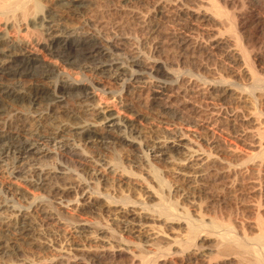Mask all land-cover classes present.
I'll return each mask as SVG.
<instances>
[{
  "label": "bare ground",
  "instance_id": "bare-ground-1",
  "mask_svg": "<svg viewBox=\"0 0 264 264\" xmlns=\"http://www.w3.org/2000/svg\"><path fill=\"white\" fill-rule=\"evenodd\" d=\"M129 1H133V2L135 1L145 2L146 1V2L154 3L156 0L155 1L154 0H127V2ZM250 1L251 0H246V1L242 0V2L238 6H234L233 1L231 2L230 0H165L163 4H159L158 1H156L159 4V6L157 5V7H155L154 12L158 14L159 16H164V17L169 18L172 22L179 24L180 21H184V22L191 21L192 23L194 22L195 26H198L200 22L208 23L209 26L210 24L218 25L219 27L217 28L216 33H217V36L220 38L211 42L210 45L208 44L209 42L207 43V48H209L210 50L211 49L214 50L218 47H222L223 45L227 46V43L230 44V42L233 43L236 50L231 51L230 53H227L229 60L231 59L229 64L230 63L231 64L230 65L226 63H224L225 65L223 64L224 65L223 69L226 70V73L223 72L224 75L223 74L220 75L217 80L214 79L215 81H207L206 79H204L205 78L204 77L203 79L206 81H203V86H204L203 88L205 89L207 87L208 91L217 92L219 97H224V98L225 97L229 98V96L236 94L235 93L236 89H238L239 92L240 91L243 92L242 95L244 96L241 98L244 99L243 101L246 104L245 107L248 110L247 111L248 117L247 116L246 118L244 117L245 118L244 126H246V128L248 129L247 130L245 128L248 132L246 133L244 132L245 133L244 137L242 136L243 140L242 139H241L242 141L240 140L241 142L234 141V139H232L231 141L230 138H229L230 140H227L226 138L222 137V135H224V134L221 135L220 128L222 126L220 128L217 126H210L211 124L209 125V123L206 121H202V123L199 121V123H196V124L194 123L193 125L191 123L190 125L189 122H182L181 121L182 119L180 120L179 117L178 118L173 117V118H176V122L173 121L174 124H172L173 122L171 123L173 126V129L171 128L170 130H171V133L173 131L174 133L177 132L179 134L178 137H180V139L179 138L174 139V136L172 135L173 136V139L171 138L172 141L165 142V143L163 142L160 143V141L155 142V145H153L152 150L150 152H147L146 157L144 156L145 157L144 159L139 160V161H134V162L131 161L132 164L129 166L127 165L128 160L126 162V165H127L126 166L124 161L121 160L120 158V160L116 159L112 161V164H110L109 171H107L104 168L102 170L101 168V171H102L101 172L98 169V172L96 173V175L99 173L101 177H107L106 181L108 180V178L110 179V181L111 180L114 181L115 182L114 185H116V187L114 188H116L117 190L116 189L114 190L116 192L115 195H113V193L112 195L101 194L99 190L96 187H94L95 188V189L93 188L94 194L96 193L97 195V196L95 195L93 198L95 199L94 203L97 204L99 202H102V205H100L102 211H105L107 213L115 212L116 213L115 216L118 218L120 225L117 226V229H114V228H111V225H108L103 220L106 224L103 225V228H101L100 226L102 232H101V236H98L99 243H101V241L104 240L103 238L105 237L108 238V236L113 238L111 240H114V241L117 240L118 246L116 249L105 248L104 245L101 247V244L99 248L98 246H95L96 243H94V247H92L91 245L89 246L90 243H88V246L94 249L93 250L86 249V250L89 252L92 251L94 253L93 254L94 257H98L97 264H102L101 261L103 259L109 260L110 264H126V262L127 264L128 262H130L129 264H264V16H262V14L264 13V6L262 5V7H259V8L250 6ZM261 1L264 3V0H261ZM156 2L154 4H157ZM182 3H184L187 6V8L184 11L180 7ZM86 5L87 3H85L83 0H79V1H76V0H0V104H2L5 101H8L6 99H13L14 102L15 101L18 102L28 97L27 96L28 94L30 95V93H33L31 94L32 96L30 95V101L32 104L37 103V100L40 97L44 96V98L46 97L45 99L51 100L52 103H55L57 106L59 104L60 106L62 105V103H66L67 99L70 100V99H73V97L78 94H81V93L85 94V92H88V93H91V95L93 96V99H96L98 102L97 108L95 109L96 113L94 117L95 118H105L106 123L105 125H101L98 122L93 123L92 121L93 124L90 125L89 123V125L85 128L84 131L93 132L97 135L103 134V133L111 134L110 131H111L112 125H114V123L118 121L117 115L120 109L115 110L117 109V107L112 108L114 104L112 100L110 101V98L108 97L109 98L108 99L106 97L107 95L106 96L101 95L100 93L101 90H99L100 88L102 89L103 87L107 88L105 86L106 84L111 85L112 83L110 79L106 77L107 75H105L104 77L103 75H100V74L97 78V82H94V83L90 82V80H87L86 78L84 79L83 77L87 75L84 72V68H87L88 66L84 65L85 67L83 68V72H82L81 69H78L76 67L77 64L75 62V58L70 56L69 53L77 52L78 56L76 55L75 56L81 60H84V59L87 60L89 64L91 63L94 64L96 62H101L102 64L106 62L104 57L109 56V55H106L108 52H112L114 48L116 49V47H118V45H121V44H123L124 46L125 45L127 46L130 42L129 43L127 42L126 37H125L126 39L123 37L118 38L116 35H113V32L115 30L113 32L111 30L112 33L106 32L107 34L105 38L97 34L89 35L90 34L89 29H91V31L92 29L95 30L96 24H94L95 22H93V24H89V23L83 22L84 20L83 21L81 20L82 19L80 18L81 17L80 15H82L81 11L84 10L85 7H87ZM191 6H194L195 8L193 9ZM156 9H159V12H156ZM159 16H158V19H159ZM96 22H99V21H96ZM98 24H99L98 26H100V23ZM188 26L185 24L183 26H180V28L178 27L177 28L179 29L181 34L188 37V36H191L190 34L192 31L191 27H188ZM203 29H206V28H203ZM213 32H214V29L212 31L210 28H208L203 33H205L207 37H209L212 35ZM118 34L120 33L118 32ZM186 40L187 39H185L184 41ZM194 42L196 44V41ZM199 42L201 43V41ZM199 42L197 43L199 44ZM190 46L192 45L190 44ZM224 47L225 46L222 47L223 50H224ZM230 48L231 47L229 46V49ZM202 50H204L203 47H202ZM225 50H228V49H225ZM114 53L116 54V52ZM149 56L143 59H140L139 57H136L135 55L131 59L129 58L130 60L128 61L127 65L119 63L115 66V68L118 70L125 71V69L127 68L132 69V68L137 67L138 69L139 66L142 65V66H145V70L147 69V71L148 69L153 70V68L157 65H155V62L152 61L150 59L151 57ZM235 57H239L238 59L241 58L240 60L242 61L240 62L243 64L242 67L238 65L236 66L237 59H235ZM116 60H115V63H117ZM111 61L113 62V59ZM105 66L106 65H103V64L102 66L98 65L94 68V70L96 73H98V71L100 70L102 72L99 71V73L102 74L104 72ZM108 66H110L111 68L112 65L109 64ZM37 70H39L40 72L38 73ZM139 70H137L136 72L138 73ZM158 71L161 72L163 70L158 69ZM170 71L172 72V74L176 73L174 72L175 70H170ZM80 72L83 76L82 79L80 78L81 76H79ZM92 72L96 74L93 70ZM141 73H144V72H141ZM16 75H18L20 79L24 80L23 84H20L17 82L10 83L8 82L7 78H6L7 81L5 82L2 81V78L4 76L8 77V76H16ZM128 75H130L131 77V74H128ZM149 75H150V71H149ZM149 75L148 77H150ZM183 75L184 74L176 73V76L174 78H176V81L179 80L178 82L170 83V84L168 83L169 85L166 84V87H163L164 85H162L161 87L157 86L159 89L158 88L156 89L158 90L150 88L149 86L150 83H146L147 82L146 80L147 77H146V79L142 80V82L146 80L144 85L142 84L143 86L139 85L138 87H132L130 91L128 92L126 91L127 92L126 95L128 99H130V102H132L133 107L134 105H137L138 107L141 106L142 108H145L147 107L145 105L148 103V101H151L153 103H161V104L165 103L169 105L175 104L176 102L179 103V101H181L182 106H186L185 105L187 104L186 99L189 98L190 96L188 95V93L189 92L191 94L194 93V91L197 89L196 87L198 86L193 79L188 78L189 76H187V74L186 76H183ZM141 76L139 77L140 79H141ZM52 77H58V80L56 79V80L51 81L50 78ZM149 80L150 79H148V81ZM154 80L156 81V78H154ZM238 81H244V82L238 83ZM18 82H21V81H18ZM35 82H40V83L36 84ZM138 82L139 80L135 81L134 83H138ZM179 82H181V86L180 85L179 86L182 88V91L179 92L178 95H176L174 94L175 93L174 90H176V87L179 84ZM152 83L153 82H151V85ZM130 84H131V81H130ZM90 89L92 91H90ZM205 91H204V94L202 93V96H201L202 100L208 99L210 95L208 94L210 92L205 94ZM214 95H217V94H214ZM213 99L215 98L213 97ZM238 100L240 102V97L238 98ZM188 101L190 100L188 99ZM100 104L104 106L102 107ZM240 106H243V105H240ZM219 107H220V104H219ZM5 110L7 109H4V107H0V155L1 156L7 157L8 156L7 154H9V151L12 149H14L13 154H15L16 152L17 154L21 155V153L25 154L29 152V153H36L39 155H43L44 158L46 157V155L51 153L50 152L51 149L48 152L46 149H40L39 147L37 148L36 144L34 145L28 142L29 136L30 135L33 136V133L29 130V128L28 129L26 128L22 129L18 127L12 128L10 125L8 126L5 123H2L1 121L3 120L1 119L3 115L5 116L4 114L6 112ZM80 110L87 111L84 108ZM122 111H120V113H122ZM210 113L212 116L215 115L214 116L215 118L220 116L219 110H218V113L216 114L213 112V110H210ZM126 114H127V111H126ZM50 115L53 116L52 114ZM181 115L182 113H180V116ZM125 118H126L124 121L125 125H123L125 126L124 128L126 127L130 128L131 131H128V132H132L133 134L136 131L133 128L131 129L132 124H131L130 114L125 115ZM225 118L227 119L228 117H225ZM209 119L210 117L208 118V121ZM221 119H223V117ZM100 121L102 122V120ZM117 123H120V122H117ZM166 124H169V123H166ZM212 124L214 123L212 122ZM230 124H232V122ZM51 126H53V124ZM54 127L56 126H53L52 128ZM76 128L77 126L75 127V129ZM41 130L43 131V129ZM68 130H70V128ZM64 131L67 132V129L65 130V128H57L56 132L54 133L51 132V134H57L61 132L63 133ZM223 131L225 130L223 129ZM68 133L69 135H72L73 131H72V134H70L69 131ZM26 136H28V138ZM62 136L59 138L58 141H60ZM81 136H84V135H81ZM106 136L107 135H105V137ZM134 137L135 135L133 136L131 134H126L124 131H121V128H120V131L115 135L117 144L121 145V147H126L128 148V150L130 147L134 150L141 151L142 149V147L140 148L141 143L138 144L141 141H135ZM13 138H15L16 140L11 141V139ZM40 141L42 140L40 139ZM46 143H48V141ZM41 145L43 144L40 143V147H42ZM193 146L201 148V150H203L202 148L205 147L209 152L208 154L209 157L211 153H212L211 155H213V153H216L218 154L217 155L218 157H220L219 155H221V159L223 155H227L228 158L229 157L236 158L237 160L239 158L240 160H243L244 158L245 160L244 162L248 164L247 165L246 163H244L247 165V169H248V170L246 169L247 170L246 172L248 173L249 171V174L246 176L247 173L246 172L243 173L245 174V176L244 177L242 176V179H240L241 181L238 182L239 184L235 182L233 183L232 181H230L229 182L230 185H227L228 184L227 181H224L219 178L218 179L214 178V176L211 177V176L205 175L206 172L204 174L203 173L195 174L193 172L189 173L187 169L192 167L191 166L192 164H190L192 162V159L190 158L188 160L189 163L188 162L187 163L184 162V164L180 163L183 161H180L179 163H177L175 162V160H173L175 156L173 154H177L178 152L182 150L188 151L189 148L191 147L193 148ZM126 148H124V150ZM195 151H198V150H195ZM27 155L28 154H26V156ZM143 155H145V153ZM193 156L195 155L192 154L191 157ZM23 157L25 158L24 155ZM39 157L41 158V156ZM208 159L206 160V163ZM205 160H202V161H205ZM17 162L19 163V165H22L23 159L19 158ZM26 162L28 163L29 161H26ZM208 163L210 162L208 161ZM98 165L97 163L93 164V166L95 167H97ZM168 165L170 166L175 165V167H171L173 169L174 168L176 169L174 174L169 173L170 171L169 172L167 171L166 168L168 167ZM200 165H201V162L199 166ZM102 167H105V166H102ZM143 167L145 168V171H143L144 170ZM3 168L4 166L1 168V165H0V196L1 197L4 196L5 198L6 196H10V199L11 197L12 199H15L14 192L16 191L17 194L27 199L26 205H23L24 204L23 202H22L23 204L21 203L22 204L21 205L19 201H17V203H19L18 205H20L21 207L24 206L23 209H27L26 211H29V209L35 210L33 211V213L34 212L37 213V216L40 217L41 219L51 221L55 224L58 223L61 226H64L66 228L65 231L70 232L69 230L71 227L66 223L67 221L62 220L63 221L62 222L60 219L58 221L57 217L56 218L55 216L53 217V214L50 212V210H48L47 207H45L43 202L37 200V198H39L40 196L39 194L35 193L36 192L35 190H39V188L40 190L46 189V188H50V189L56 188L55 186L52 187L53 184L50 186V184L46 181V179H41L43 175L48 174V173L46 174V172L42 173L43 168L37 170L38 177L36 176L37 179L34 180L35 182H32L33 180L28 181L26 179H25L26 181L18 180L20 181L18 182L16 179L14 180L11 179L10 178L11 176L6 177L5 176L6 174H4L3 172L4 170ZM88 168L90 169V167ZM92 169H94V167ZM208 169L210 170V168ZM31 170L32 169H30V171ZM201 170H202V167H201ZM16 171L18 172L19 170L17 169ZM18 173H16V175ZM211 174L213 173L211 172ZM20 175L22 176V174ZM48 175L46 176V178L48 177ZM235 175L237 174L235 173ZM21 176L19 178H21ZM32 186H34V188L36 186V189L35 190L33 189V191L29 190L30 187L32 189ZM248 190L249 192L250 190H252L251 192H253V195H254L253 199H250L252 196H247ZM64 191L67 193H70L72 189L67 186L66 188H64ZM106 192L109 193V191H106ZM238 193L245 194V197L243 196L244 198L240 200L242 203H239V205L243 204L241 205V206H244L242 208L237 206L238 204L237 201L239 200V199L236 200L237 196L239 195ZM90 194L94 195L92 194V192ZM83 196L80 197L81 198L80 200H86V198H88V197H83ZM90 199H91V196H90ZM2 202L0 201V258H2L3 260V258L7 256L9 251H12V252L15 251V253L19 251L18 247L17 248L12 247V246L9 247L10 244L15 243L17 245L19 244L20 246L21 243H24L27 239L31 238V235H32L31 226L32 225L30 224L32 223L28 224L27 223L28 221L23 222V223L16 222L14 224L2 222L3 220L1 216L2 215L1 212L3 211L2 210L3 205L1 204ZM14 203L17 205L16 202ZM81 204L83 205L82 206L83 208L80 207V209H85V212H79L80 211L79 209L78 211L76 209H70L67 206L63 205V206H60L59 208L61 210L60 213L64 212L65 214H67V216L69 215V218L71 219L70 224L73 223L74 225L75 223L76 227L78 228H81V229H85V228L88 229L91 227L93 228L92 226L94 223L93 221L95 220L96 217L93 218L94 220H89L88 217L86 216H88L89 213H92V214L96 213V210L89 209V207L86 205L85 202ZM247 204H250V206H248ZM17 206L14 205V207L12 206V208L17 209ZM21 207L18 208V210L20 209L19 211H22ZM87 208L90 211H88ZM90 217H93V216H90ZM33 219L34 218H32V220ZM36 219L37 218H35V220ZM97 219L99 218L97 217ZM98 221H101V220L99 219ZM68 222L70 221L68 220ZM95 226L96 224L94 225V227ZM98 229H99V226L97 227V230ZM69 235L71 234L69 233ZM75 235L76 233H74V236ZM82 241L81 243H83ZM105 241L106 240H104V242ZM73 242H74V239H73ZM106 243L108 244V242ZM111 243H114V242H111ZM26 244H27V248H28V245L30 247H37L39 245V243H36L34 241L28 242V240ZM40 245H42V242H40ZM75 248L76 247H74V249ZM78 248L77 250L75 249L76 253L74 252L75 254L73 255L77 256L79 254L88 253V252L82 251L83 248L82 249L80 248L78 249ZM98 248L101 250L99 251ZM65 256L66 255H64V257ZM69 256L65 258L60 256L59 258L49 251L48 255H46V257L43 258L42 260L40 259L38 260V262H32V261H28L30 259L29 258V259H26L28 261L26 262V264H83L82 263L83 261H80V259L79 260L75 259L73 262L70 261ZM28 257L29 256H26L25 258H28ZM54 257L55 259H53ZM73 258L74 257H72V259Z\"/></svg>",
  "mask_w": 264,
  "mask_h": 264
},
{
  "label": "rangeland",
  "instance_id": "rangeland-1",
  "mask_svg": "<svg viewBox=\"0 0 264 264\" xmlns=\"http://www.w3.org/2000/svg\"><path fill=\"white\" fill-rule=\"evenodd\" d=\"M76 1H79V0H76ZM83 1L85 3H87V5H86L87 7H85V9L81 11L82 12V15H80L81 16L80 18H82L81 20L82 21L84 20L83 22H86V23H89V24H93V22H95L94 24H96L95 25V27H96L95 30L92 29V31H91V29H89L90 30L89 31L90 32L89 35H91V34L96 35L97 34V35L103 36L105 38L106 34H107L106 32L112 33L115 30L113 32V35H116L118 38L119 37L120 38L121 37H123V38L126 37L127 39L126 38L125 39L127 40V42L128 43L130 42L127 46L126 45L124 46L123 44L118 45V47H116V49L115 48L113 49V51H112L113 53L112 52H108L109 54L108 53L106 54V55H109L110 57L109 56H105L106 58L104 57L106 62H104L102 64L106 65V66L104 67V72L102 74L99 73L100 70L98 71V73H96L95 70H94V68L96 66H98V65L102 66L101 62H96L94 64H92V63L89 64V62H87V60H85V59L81 60L78 57H76V56H78L77 52L76 53L75 52L74 53L73 52L69 53L70 56L75 58V62L77 64L76 67L78 69H81L82 72H83V68L85 66L89 67V68L88 67L84 68V72L87 74L86 76L83 77L81 72H80L81 75L79 74V76H81L80 77L81 79L83 77L84 79L86 78L87 80H90V82L94 83V82H97V78H98L99 74L103 75L104 77H105V75H107L106 77L110 79L112 84L111 85L106 84L105 86L107 88L103 87L102 89L100 88L99 90L102 91V92L100 91L101 95H105V96L107 95L106 97L107 98L109 97L110 101L112 100V102L114 103L112 108L113 107H117V109H115V110H119L120 109L119 112L117 111L118 112V115H117V117H118L117 120L118 121H116V123H114L115 126L112 125L111 131H110L111 134L110 133H107V134L103 133V134L97 135V134H95L93 132L84 131L85 128L89 125V123H90V125H92L93 123H96V122L100 123L101 125H105V123H106L105 122V120H106L105 118H95L94 117L95 113H96L95 109L97 108L98 102H97L96 99H93V96L91 95V93H88V92H85V94L84 93L78 94V95L74 96L73 99H70V100L67 99L66 103H62V105H60V106H59V104L57 106L55 103H52L51 100L45 99L46 97L44 98V96L40 97L37 100V103L32 104L31 101H30V95L33 94V93H30V95L29 94L27 95L29 97V99H28V97H26L23 100L18 101V102L17 101L14 102L13 99H6L8 101L3 102L2 103L3 105L0 104L1 105L0 107H4V109H7V110H5L6 112L4 113L5 116L3 115L2 119H1V120H3V121H1L2 123H5L8 126L10 125L12 128H14V127H18V128H22V129H25V128L28 129L29 128V130L33 133V136L30 135L32 138L29 136V139H28L29 143H32L34 145L36 144L37 148L39 147L40 149H46L48 152L51 149L50 150L51 153L46 155L45 158H44L43 155H39V154H36V153H29V152L25 153V154L21 153V155L17 154L16 152H15V154H13L14 153V151H13L14 149L9 151V154H7L8 155L7 157L0 155V159H1L0 160V165H1V168L4 166V168H3L4 170L3 169L2 170H3L4 174H6L5 176L6 177H10L11 176L10 177L11 179H13V180L16 179L17 181L18 180H20V181H26V180L32 181L33 180L32 182H35L34 180H36L37 177H38L37 176V174H38L37 170L43 168L42 169V173L46 172V174L48 173L49 175L47 174L48 175L47 178H46L47 175H43L41 177V179H46V181L50 184V186L53 184L52 187L55 186L56 188H53V189L46 188V189H42V190H40V188H39V190H35L36 186H35V188H34V186H32V189H31V187H30V189L29 188L28 189L31 190V191H33V189H34L36 191V192L35 191L34 192L39 194L40 197L37 198V200L43 202L45 207H47L48 210H50V212L53 214V217L54 216H55V218L57 217L58 221H59V219L61 221L62 220L63 221L64 220L67 221L66 223L71 227L70 230H69L70 232H67V231H65L66 228L64 226H61L58 223L55 224V223H53L51 221L43 220V219H41L40 217L37 216V213L34 212L36 214V216H35V214L33 213V211H35V210H30L29 209V211L31 213L29 211H26L27 209H23L24 206L21 207L18 204L19 203L21 204L23 202L24 204L23 203L22 204L26 205L27 199L24 198L23 196L17 194L16 191L14 192L15 199H12V197L10 199V196H6L5 197L6 199L4 198V196H2L3 198L0 196V201L1 202L3 201L1 203L3 205V209H2L3 211L1 212L2 213L1 216H2V219H3L2 222L9 223V224H14L16 222L17 223H21V222L23 223V222H27L28 221L27 222L28 224L32 223V224H30V225H32L31 226V234L32 235H31V238H29L27 240H28V242H33L34 241L36 243H39V245L37 247H39V248L41 247L39 249L37 247H30L28 245V248H27V244H26L27 240L25 241L26 243L24 242L25 244L21 243L20 246H19V244L17 245L15 243L14 244H10L9 247H11V246L12 247H16V248L18 247L19 251L16 252V253H15V251H13V252L9 251L10 255H12L14 253L12 256H10L9 253L7 252L8 254H7L6 257L3 258V260H2V258H0L1 264L3 262H4L3 264H11V263L12 264H14V263L17 264V262H18V264L19 263L26 264V262H28V261L38 262V260H40V259L42 260L43 258H45L46 255H48L49 251L52 252V254L56 255L59 258H60V256L64 257V255H66L65 257H67V256L70 255L71 257L69 256V258H70V261H72V262L75 259H78V260L80 259V261H83L82 262L83 264H88V263L89 264H97L98 257H94V255H93L94 253L92 251L91 252L87 251L88 249L89 250L90 249L91 250L94 249V248H92V247H94V243H96L95 246H98L99 248H100V244H101V247L104 245L105 248L116 249L117 246H118L117 240H115V241L111 240L113 238H111L109 236H108V238L107 237L103 238L104 240H106L105 242L102 239L103 241H101V243H99V240H98V236H101V232H102L101 228H103L104 224L107 223L108 225H111V228H114V229H117V226L120 225V223L118 221V218L115 216L116 213L115 212L107 213L105 211H102V209L100 207V205H102V202H99V203L95 204L94 203L95 199H93L94 196L96 195V193L94 194V189H95L94 187H96L101 194H110V195H112V193H113V195H115L116 192L114 190L116 188H114V187H116V185H114L115 184L114 181H112V180L110 181L109 178L106 181L107 177H101V175L99 173L97 175H96V173L98 172V169L101 171V168H102V170L104 168L107 171H109L110 164H112V161L116 160V159L120 160V158H121V160L124 161L125 165H126V162L128 160V162H127L128 166L131 165L132 162H134V161H139V160L144 159L146 157L147 152H150L152 150L153 145H155V142H157V141H160V143L161 142H163V143L169 142V141H172L173 136H174V139H178V138L180 139V137H178L179 134L177 132L174 133V131H173L171 133V130H170L171 128L173 129L172 124H174V122H176V118H173V117H177V118L179 117L180 120L182 119L181 120L182 122H189L190 125H191V123L193 125L194 123L195 124L199 123V121L201 123H202V121H206V122L209 123V125L211 124L210 126H217L219 128L222 126L220 128L221 129V135L222 134L225 135V136L222 135V137L226 138L227 140L231 139V141H232V139H234V141H240L241 139L243 140L242 136L244 137V134L246 132H248L247 131L248 129L246 128V126H244L245 125L244 120H245L246 116L248 117V112H247L248 110L245 107L246 104L243 101L244 99L241 98V97L244 96V95H242L243 92H241V91L239 92L238 89H236L237 90V91L235 90L236 94H234L236 96L231 95L232 97L229 96V98L228 97L224 98V97H219L217 92L208 91L206 86H205L206 87L205 89L203 88L204 87L203 86V81H206V80L207 81H215V80L218 79V77L220 75H222V74L224 75V73H226V70L223 69L224 65H225L224 63L229 64V62L231 61V59L229 60L227 53H230L231 51L236 50V48L234 47L232 42H230V44H232V45H230L229 43H227V46L223 45V46H225L224 50L222 48L223 46L222 47H218V48H216L214 50L213 49L210 50L209 48H207V43L208 42H209L208 44L210 45L211 42H213L216 39L220 38V37L217 36V33H216V30L219 27L218 25L213 24L215 26L214 27L212 24H210V26H209L208 23L200 22V24L198 26H195L194 22L192 23L191 21H185V22L184 21H180V23L178 24V23L172 22L167 17L159 16L158 14H156L154 12L155 7H157V5L159 6V4H163V2L165 0H162V1L161 0L160 1L156 0V1H158L159 4L155 0L154 1L157 4H154L155 2L153 3V2H146V1L145 2L144 1L143 2H139V1H137V2L136 1L135 2H133V1L127 2V0L126 1L125 0H83ZM230 1L231 2L233 1V5L234 6H238L242 2V0H236V1L235 0H230ZM243 1H246V0H243ZM262 3L263 2L261 0H251L250 1V6H254V7L259 8V7H262V5L264 6V3L263 4ZM180 7L183 9V11L187 8V6L184 3H182L180 5ZM191 7L193 9L195 8L194 6H191ZM156 12H159V9H156ZM154 14H156V15H154ZM158 16H159V19H158ZM262 16H264V13L262 14ZM160 17H161V19H160ZM95 20L99 21V22H96ZM98 23H100V26H98L99 25ZM117 23H118V25H117ZM185 24L187 26L189 25L188 27H191V29H192L191 34H190L191 36L187 37V36L181 34V32L178 29V28H180V26H183ZM178 25H180V26H178ZM201 28L202 29L206 28V29L202 30ZM208 28H210L212 31L214 29V32H215V33L213 32L212 35L209 36V37H207V35L205 33H203ZM111 30H112V32H111ZM118 32L120 34H118ZM116 33L118 35H120V36H118ZM214 36H215V38H214ZM185 39H187V40L184 41ZM205 40H206V42H205ZM194 41H196V44H195ZM199 41H201V43ZM189 42H191V43H189ZM197 42H199V44ZM202 43L204 44V46H203ZM205 43H206V45H205ZM190 44L192 46H190ZM229 46L231 47L230 49H229ZM129 47H131V48H129ZM202 47H203L204 50H202ZM221 48H222V50H221ZM225 49H228V50H225ZM114 52H116V54ZM135 55H136V57H139L140 59H143V58L148 57L150 55L149 56V57H151L150 59L155 62V65H157V66H155L156 68L154 67L153 70H149L148 69V71H147V69L145 70V66H142V65H140L138 69H137V67L132 68V69H128L127 68V69H125V71L124 70H118V69L115 68V66L117 64H119V63L127 65L128 61ZM238 58L239 57H235V59H237L236 66L238 65V66L242 67L243 64L240 62L242 60H240L241 58L240 59H238ZM112 59H113V62L111 61ZM115 60L117 61V63H115ZM157 63H159V64H157ZM109 64L112 65L111 68H110V66H108ZM107 68L108 69L110 68V69L108 70ZM163 68H165V69H163ZM139 69H141V70H139ZM158 69L159 70L162 69L163 71L160 72V71H158ZM222 69H223V71H222ZM92 70L96 74H94L92 72ZM137 70H139L138 71L139 75L136 72ZM170 70H175L174 72H176L177 74H184L183 76H186V74H187V76H189L188 78L193 79L196 82L197 86H198V87H196L197 89L195 88L196 90L194 89L196 92L194 91V93H192L194 95H192L190 92L188 93V95H190V96H189V98L186 99V101H187V104H185L186 106H182L181 101H179V103L176 102L175 104H172V105L164 103L166 106L164 104H161V103H153L151 101H148V103L145 105L147 107H145V108H142L141 106L138 107L137 105H134V107H133V104H132V102H130V99H128L126 93L128 91H130L132 87H138L139 85L143 86L146 80H147L146 83H150V85H149L150 88H153L155 90H158L159 89L158 87H161L162 85H164L163 87H166V84L169 85L170 83L178 82L179 80L176 81V78H174L176 76V73H173L174 74L173 75ZM89 71H90V73H89ZM106 71H108V72H106ZM149 71H150V75H149ZM37 72L39 73L40 71L37 70ZM100 72H102V71H100ZM141 72H144V73H141ZM128 74H131V77ZM135 74H137L138 76L135 75ZM156 74L157 75L159 74V75L157 76ZM141 75L143 77H145V78H143ZM148 75L151 78L148 77ZM154 75H156L157 77L154 76ZM140 76H141V79L139 78ZM180 76H182V75H180ZM146 77H147V79H146ZM3 78H5V79H3ZM3 78H2L3 82L7 81V79H8V82H10V83H16V82L20 83V84L24 83V80L20 79L18 75H16V76H8V77L4 76ZM154 78H156V81L154 80ZM168 78H169V80H168ZM203 78L206 79V80H204ZM50 79H51V81L56 80V79L58 80V77H52ZM143 79H146V80H144L142 82ZM148 79H150V80L148 81ZM134 80L135 81L139 80V82L138 83H134L135 82ZM18 81H21V82H18ZM51 81H49V82H51ZM130 81H131V84H130ZM151 82H153L152 85H151ZM240 82H244V81H238V83H240ZM35 83L38 84L40 82H35ZM153 85H155V86H153ZM179 85L181 86V82H179V84L176 87V90H174L175 91L174 94H176V95H178L179 92L182 91V88ZM156 88H158V89H156ZM90 91H92V90L90 89ZM198 91L200 92V94H199ZM204 91H205V94L210 92V93H208L210 95H209L208 99H203L202 100L201 96H202V93L204 94ZM239 93H241V94H239ZM120 94H122V95H120ZM214 94H217V95H214ZM233 96H234V98H233ZM237 96L240 97V102L238 100L239 97H237ZM197 97H199V98H197ZM213 97L215 99H213ZM235 97H237V98H235ZM188 99L190 101H188ZM204 100L207 101V102H205ZM199 101L200 102L203 101V102L200 103ZM188 103H189V105H188ZM194 104H195V106H194ZM209 104H210V106H209ZM219 104H220V107H219ZM240 105H243V106H240ZM55 106H57V107H55ZM118 106H119V108H118ZM125 106H126V108H125ZM213 106L215 107V109L216 108L217 109L215 110ZM200 107H201V109H200ZM79 108L80 109L84 108L87 111L80 110ZM206 108H208V109H206ZM210 108H212V109H210ZM242 109H244L245 111L242 110ZM167 110H169V111H167ZM183 110L185 111V113H184ZM210 110H213V112L215 114L218 113V110H219V115L220 116L215 118L214 117L215 115L214 116L211 115ZM120 111H122V113H120ZM126 111H127V114H126ZM75 112H77V113H75ZM180 113H182L181 116H180ZM50 114H52L53 116H51ZM128 114H130V118H131V124H132L131 129L133 128L136 131L133 134H132V132H128V131H131L130 128L126 127L127 128L126 129V128H124L125 126H123V125H125L124 124L125 123L124 121L126 119L125 115H128ZM78 115H80V116H78ZM92 115H93V117H92ZM211 116H212V118H211ZM224 116L228 117V118L226 119ZM209 117H210V119L208 121ZM220 117L221 118L223 117V119H221ZM238 117H239V119H238ZM93 118H95V119H93ZM233 118H235L236 120L233 119ZM99 119L102 120V122ZM92 121H93V123H92ZM219 121H221L222 123L219 122ZM229 121H230V123L232 122V124H230ZM43 122H45V123H43ZM117 122H120V123H117ZM212 122L214 124H212ZM223 122L224 123L226 122V123L224 124ZM46 123H48V124L50 123L49 124L50 126L52 124H53V126H56V127H54L55 129L52 128L53 126L50 127ZM166 123H169V124H166ZM218 123H220V124H218ZM227 123H228V125H227ZM222 124H224V125H222ZM76 126H77V128L75 129ZM42 127H44L45 129L47 128L48 130L47 129L46 130L48 132ZM57 128H65V130L67 129V132L64 131L63 133L61 132V133H57V134H51V132L52 133L56 132ZM69 128H70V130H68ZM78 128H80V129H78ZM120 128H121V131H124L126 134H131L133 136L135 135V137H134L135 141H141L139 143L137 142L138 144L141 143L140 144V148L142 147L141 151L134 150V149H132L130 147H129V150H128V148L121 147V145L117 144V140L115 138V135L120 131ZM34 129H35V131H34ZM41 129H43V131ZM223 129L225 131H223ZM116 130H117V132H116ZM68 131L70 132V134H72V131H73V134L69 135ZM37 132H39L40 134L37 133ZM82 132H83V134H82ZM37 135H39V136H37ZM47 135H48V137H47ZM81 135H84V136H81ZM89 135H90V137H89ZM105 135H107V136L105 137ZM61 136H62V138L60 139V141H58ZM96 136H97V138L98 137L99 138L97 139ZM26 137L28 138V136H26ZM38 137H39V139H38ZM92 137H93V139H92ZM109 137H111L112 139L109 138ZM175 137H177V138H175ZM50 138L53 139V140H51ZM40 139L42 141H40ZM15 140H16L15 138L11 139V141H15ZM46 140L48 141L49 144L46 143L47 142ZM153 141H154V143H153ZM40 143L43 144V145H41L42 147H40ZM47 144H48V146H47ZM150 145H152V146H150ZM62 147H63V149H62ZM58 148H60V149H58ZM124 148H126V149L124 150ZM202 149L203 150H201V148L193 146V148L192 147L189 148L188 151L187 150H185V151L182 150V151L178 152L177 154H173V155H175L173 160H175V162H177V163H179L180 161H183V162H180V163L184 164V162L187 163L188 160L191 158L192 162L190 164H192L191 165L192 167L187 169L189 173L193 172L195 174H197V173L198 174H200V173L204 174L206 172L207 174L205 173V175H208V176H211V177L214 176V178H217V179L219 178V179H222L224 181H227L228 182L227 185H230L229 184L230 181H232L233 183L235 182V183L239 184L238 182L241 181L240 179H242V176L243 177L245 176V174H243V173H245L248 170L247 169V165L248 164L246 162H244L245 161L244 158H243V160H240V158L237 160L236 158H232V157L228 158L227 155H223L222 159H221V155H219L220 157H218L217 156L218 154H216V153H213V155H211L212 154L211 153L210 154L211 158H210L209 155H208L209 154L208 150L205 147L202 148ZM195 150H198V151H195ZM118 152L119 153L121 152L120 153L121 156L119 155ZM130 152H132V153H130ZM144 153H145V155H143ZM26 154H28L27 155L28 158H27ZM192 154H194L195 156L191 157ZM23 155L25 156V158L23 157ZM139 155H141V156H139ZM18 156H19V158L23 159V164L22 165H19V163L17 162L18 159H19ZM31 156H33V157H31ZM39 156H41V158ZM129 156H130V158H129ZM206 157H207V159L209 158L208 161L210 163H208V161L206 163V160H207ZM217 158H219V159H217ZM176 159H177V161H176ZM210 159H211V161H210ZM202 160H205V161H202ZM26 161H29L30 163L28 162L29 163L28 164ZM87 161H88V163H87ZM197 161H198V163H197ZM200 162H201V165L199 166ZM95 163H97V165L98 164L99 165L97 167L93 166V164H95ZM204 163H205V165H204ZM244 163H246L247 165L244 164ZM213 164H214V166H213ZM100 165H101V167H100ZM106 165L109 166V167H107ZM208 165H210V166H208ZM102 166H105V167H102ZM205 166L206 167L208 166V167L206 168ZM88 167H90V169ZM93 167H94V169H92ZM171 167H175V165H172V166L168 165V167L166 169H167L168 172L170 171L169 173L174 174L176 169L175 168L173 169ZM201 167H202V170H201ZM204 167H205V169H204ZM16 168L19 171L20 170L21 171L20 172L18 171L19 172L18 173L16 171L17 170ZM170 168H171V170H170ZM208 168H210V170H211V172L213 174H211V172H210V170ZM30 169H32V170L30 171ZM143 169H144L143 171H145L144 167H143ZM207 170H208V172H207ZM16 173H18V174L16 175ZM235 173L237 175H235ZM20 174H22V176ZM240 174H242V175H240ZM248 174H249V171L246 174V176ZM15 176H17V177H15ZM20 176H21V178H19ZM97 179H98V181H97ZM233 180H235V181H233ZM20 181H18V182H20ZM98 182H99V184H98ZM67 186L72 189V191L70 193H67V192L64 191V188H66ZM108 187H110L111 189L108 188ZM92 189H93V191H92ZM53 190H54V192H53ZM106 191H109V193L106 192ZM251 191L252 190H250V192H249V190L247 191V196H252L251 198L250 197L249 198L253 199L254 195H253V192H251ZM91 192L94 195H91L90 194ZM249 193H250V195H249ZM238 194L239 195L237 196V199H236V200L239 199L237 201L238 202L237 206L242 208V207H244V206H241L243 204L239 205V203H242L240 200L245 197V194L244 193H242V194L238 193ZM89 195L91 196V199H90ZM81 196L88 197V198H86L87 201L86 200H80ZM27 197H28V195H27ZM17 201H19V203H17ZM14 202H16L18 206ZM84 202L89 207V209H93V210L95 209L96 210V213H94V214L89 213L88 216H86V217H88L89 220H94L93 218L96 217L95 220L93 221L94 223L96 221V223H95L96 226L94 227L95 224L93 223V225H92L93 228L92 227L88 228V229L87 228H85V229L78 228V227H76L75 223H74L75 226L73 225V223L70 224L71 223V219L69 218V215L67 216V214H65L64 212H63L64 214L60 213L61 210L59 208H60V206H63V205L67 206L70 209H76V210L79 209L80 210V211L78 210L79 212H85V209H80V207L83 208L82 207L83 205L81 203H84ZM96 202H98V201H96ZM60 203H61V205H60ZM91 203H92V205H91ZM10 204H12V205H10ZM14 205L17 206V209L16 208L15 209L12 208V206L14 207ZM247 205L250 206V204H247ZM19 207L22 208L21 209L22 211H19L20 209L18 210ZM89 209L87 208L88 211H90ZM98 210H100V211H98ZM19 212H20V214H19ZM90 216H93V217H90ZM83 217H85V216H83ZM97 217L101 221H98L99 219H97ZM32 218H34V219L32 220ZM35 218H37L38 220L37 219L35 220ZM68 220L70 222H68ZM39 221H41V222H39ZM98 226H99V229H98L99 231L97 230ZM100 226H101V228H100ZM91 229H92V231H91ZM88 230H90L91 232L88 231ZM72 231H74V232H72ZM75 231H77V232H75ZM69 233L71 235H69ZM74 233H76L75 236H74ZM76 236H78L79 238L76 237ZM73 239H74V242H73ZM75 239H76L77 242L75 241ZM86 240H87V242H86ZM95 240H96V242H95ZM81 241L83 243H81ZM84 241H85V243H84ZM40 242H42V245H40ZM106 242H108L109 245ZM111 242H114V243H111ZM88 243H90L89 246L90 245L92 246L91 248L88 246ZM84 245H86V246H84ZM111 245H113V246H111ZM21 247H23L24 249L21 248ZM74 247H76L75 248L76 250H77L78 247L80 249L83 248L82 251L88 252V253L79 254V255L75 256V255H73V254L76 253V250L74 249ZM100 250L101 249H99V251ZM22 251H24V252H22ZM53 251H54V253H53ZM20 252H22L24 254H22ZM61 252L64 253V254H62ZM58 254H59V256H58ZM25 255L29 256V257L25 258L26 257ZM15 256H17L18 259ZM96 256H98V255H96ZM72 257H74V258L72 259ZM83 257H84V259H83ZM26 259H29V260L27 261ZM53 259H55V257ZM4 260H6L7 262L4 261ZM101 263L102 264H110V261L107 260V259H105V260L103 259L101 261ZM129 263L130 262H128V264ZM126 264H127V262H126Z\"/></svg>",
  "mask_w": 264,
  "mask_h": 264
}]
</instances>
